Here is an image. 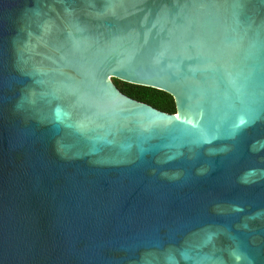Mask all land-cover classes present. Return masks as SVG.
I'll list each match as a JSON object with an SVG mask.
<instances>
[{
    "label": "water",
    "instance_id": "95a60500",
    "mask_svg": "<svg viewBox=\"0 0 264 264\" xmlns=\"http://www.w3.org/2000/svg\"><path fill=\"white\" fill-rule=\"evenodd\" d=\"M0 264H264V0H0Z\"/></svg>",
    "mask_w": 264,
    "mask_h": 264
},
{
    "label": "trees",
    "instance_id": "16d2710c",
    "mask_svg": "<svg viewBox=\"0 0 264 264\" xmlns=\"http://www.w3.org/2000/svg\"><path fill=\"white\" fill-rule=\"evenodd\" d=\"M112 81L123 95L140 103L147 104L158 111L168 114L175 113L173 98L168 93L149 87L128 84L116 79Z\"/></svg>",
    "mask_w": 264,
    "mask_h": 264
}]
</instances>
